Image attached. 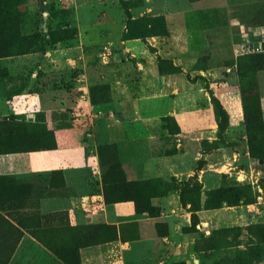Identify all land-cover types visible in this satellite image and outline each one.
Masks as SVG:
<instances>
[{
	"label": "rangeland",
	"instance_id": "obj_1",
	"mask_svg": "<svg viewBox=\"0 0 264 264\" xmlns=\"http://www.w3.org/2000/svg\"><path fill=\"white\" fill-rule=\"evenodd\" d=\"M133 5L132 9H139L138 3ZM107 13L130 19L137 15L119 0H0V124L11 118L10 130L37 137L34 143L16 142L17 147L54 148L60 129L71 130L79 144L97 146L105 201L133 200L137 213L147 220L122 227L123 241L130 243L127 264H159L161 259L163 264H264V122L255 79L256 70L264 68L258 65L264 64V54L236 62L240 79L229 72L231 62H226L218 80L202 76V70L207 72L217 63L210 55L198 58L193 75L203 82L213 117H187L181 122L212 120L215 127L180 136L177 119L166 118L170 137L150 146L160 158L163 178L128 183L123 161L143 144H108L101 125L97 130L89 119L78 121L73 71L57 75L43 71L46 54L77 46L79 32L91 29ZM127 25L133 35L138 29L147 34L150 25L161 30L163 24L138 19L128 20ZM255 25L263 26L264 19ZM62 60L66 61L58 62ZM29 87L31 94L46 100V111L14 115L10 102ZM96 92L107 94L105 87ZM62 98L64 108L53 101ZM104 100L93 95L92 102ZM1 142L0 157L12 158L6 175H0V264H79L76 240L101 234L103 226L87 223L76 228L68 212H43V197L68 193L63 175L27 173L20 154L6 152L10 141ZM27 234L40 243L21 250Z\"/></svg>",
	"mask_w": 264,
	"mask_h": 264
},
{
	"label": "crops",
	"instance_id": "obj_2",
	"mask_svg": "<svg viewBox=\"0 0 264 264\" xmlns=\"http://www.w3.org/2000/svg\"><path fill=\"white\" fill-rule=\"evenodd\" d=\"M119 1L137 15L130 19L126 14L117 17L107 13L98 18L91 29L79 32L77 46L46 54L43 71L54 75L67 69L73 71L75 103L81 118L78 121L89 119L95 122L97 130L101 125L108 144H143L136 155L123 161L128 183L163 178L160 158L152 154L150 146L170 137L166 118L177 119L180 136L206 133L215 127L212 120L205 124L181 122V118L187 117H213L203 82L195 80L193 75L198 58L210 55L217 63L207 72L202 70V76L218 80L227 69L226 62H231L229 72L234 71L239 77L236 62L243 57H238V52L247 39L258 33L261 26L257 27L255 21L264 19V0ZM135 3L139 4L137 10L132 9ZM138 19L159 20L162 29L150 25L147 34H141L142 29H138L129 35L128 20ZM60 58L66 61L60 63ZM255 79L264 122V68L256 70ZM103 87L106 95L93 94ZM31 88L10 102L14 115H29L34 109L46 111V100L31 94ZM93 95L97 101L105 100L93 103ZM55 99L66 107L64 98ZM56 140V149L20 154L28 166L27 173L49 177L60 172L66 182L68 193L42 198L43 212H68L76 228L87 223L92 227L103 226L101 234L76 240L80 264H127L130 243L123 241L122 227L133 222L145 224L147 220L137 213L133 200L105 201L97 146L90 149L79 144L68 129L58 130ZM9 158L0 157L1 176L6 175ZM153 203L160 204L158 199ZM83 219H87L86 223ZM27 236L20 243L21 250L28 251L40 243L33 236ZM23 255V252L17 253L15 259L20 260ZM161 260L159 264L165 261Z\"/></svg>",
	"mask_w": 264,
	"mask_h": 264
},
{
	"label": "trees",
	"instance_id": "obj_3",
	"mask_svg": "<svg viewBox=\"0 0 264 264\" xmlns=\"http://www.w3.org/2000/svg\"><path fill=\"white\" fill-rule=\"evenodd\" d=\"M257 56H260V55H257ZM258 65H259V67H261L264 64L258 62ZM11 120L12 119L9 118V119H6L5 121H3V123H1V124L5 127V129L4 128L0 129L2 132V133H0V141H3L1 143H6L7 141H10L9 142L10 147L6 148V152H8L10 154H24V153H33V152H41V151H46V150H53V149L57 148V144L54 148H46V149H37V148H30V147L24 148V147H20V146L19 147L14 146L15 143L19 142V141L22 143H23V141L34 143L36 141L37 137L35 135L30 134V133H21L20 130L19 131L17 130V132L15 130H10L8 128V126H9ZM55 173H53V175ZM20 224H21V221H20Z\"/></svg>",
	"mask_w": 264,
	"mask_h": 264
},
{
	"label": "built area",
	"instance_id": "obj_4",
	"mask_svg": "<svg viewBox=\"0 0 264 264\" xmlns=\"http://www.w3.org/2000/svg\"><path fill=\"white\" fill-rule=\"evenodd\" d=\"M255 37H257L256 40H251L249 38L241 45L238 52V57L264 54V25L259 28L258 33L255 34ZM0 168H2L1 164Z\"/></svg>",
	"mask_w": 264,
	"mask_h": 264
}]
</instances>
